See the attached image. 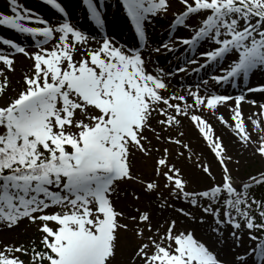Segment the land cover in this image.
<instances>
[{
	"label": "snow or ice",
	"instance_id": "snow-or-ice-1",
	"mask_svg": "<svg viewBox=\"0 0 264 264\" xmlns=\"http://www.w3.org/2000/svg\"><path fill=\"white\" fill-rule=\"evenodd\" d=\"M41 3L59 19L46 20L18 0H7L10 14L0 12V26L36 49L0 38V228L34 224L43 250L35 241L31 249L5 246L0 264H25L15 253L30 256L29 264H264V195H255L264 188V103L248 100V93L264 95V83L249 86L251 75L264 73V0H179L167 40L157 46L147 28L167 19L172 0H118L134 30L133 45L107 34L104 0H81L95 35L72 21L59 0ZM16 54L31 64L21 89L8 98L16 91L8 76ZM157 55H170V66L154 64ZM181 74L199 79L174 91ZM228 88L239 94H225ZM245 101L258 108L257 118H247L251 131ZM219 106L231 109L230 120L216 118L241 155L259 160L256 174L243 177L239 167H229L240 161L204 116L216 115ZM185 121L212 161L182 139ZM153 140L179 150L157 149ZM137 159L153 161L150 177L134 173ZM187 162L209 181L204 187H190ZM129 196L147 207L133 204L135 215L118 211L114 200ZM153 204L163 220H154ZM52 208L58 210L47 211ZM205 228L206 239H197L196 230ZM129 232L137 243L125 261L118 255L122 233L127 241ZM224 247L231 254L222 260Z\"/></svg>",
	"mask_w": 264,
	"mask_h": 264
},
{
	"label": "bare ground",
	"instance_id": "bare-ground-1",
	"mask_svg": "<svg viewBox=\"0 0 264 264\" xmlns=\"http://www.w3.org/2000/svg\"><path fill=\"white\" fill-rule=\"evenodd\" d=\"M18 2L22 4L24 7L31 9L32 11L35 10L39 13L41 11L42 12V14L40 13L41 16L46 20L52 21L59 19V17L57 16L54 10L49 11L48 9H46L47 7L43 6L44 4L41 3V0H18ZM59 2H61L62 5L66 8L70 16V19L75 23H77L78 26L82 28L86 33H90L93 35L97 33V29L94 27V25L91 22L88 21L86 9L81 6V0H59ZM94 2L99 4V0H94ZM6 8H8L7 0H0V12L5 14H10L3 11ZM109 17H112V19H109ZM102 19L105 22L106 32L108 35L115 37V39L122 44L133 45L134 37L131 34V29L127 27V18L125 14H122L121 10L119 9L118 0H104V13L102 15ZM169 25L170 24H168L165 19L163 20L158 18L155 19V21L148 26L147 33L150 36L151 44L153 46H157L158 42L167 40V29ZM187 33H188L187 31H179L176 34H181L186 36ZM0 38H7L13 40L14 42L21 43V45L26 47V50H28L29 52L36 50V49L34 50L33 47H29L30 44L29 38H26L25 36L18 34L14 30L8 29L5 26H0ZM93 46H95L94 43ZM206 47L207 46H205V48ZM201 50H204V48H202ZM177 55H179V53H177ZM170 59H171L170 55L168 57L157 55L153 63L155 64L156 61H158L160 66L169 67ZM14 60H15V71L12 72L11 76L19 77L28 70L31 61L23 57L22 54H16ZM149 70L150 71L152 70V66L149 67ZM198 79L199 77L195 75L183 76L181 74V76H178L175 80H173L174 91H178V92L186 91L187 85L193 84ZM262 80H264V78L261 75V72H257L256 74L250 76V83L253 84L258 83L259 81ZM178 81L180 82L178 83ZM227 90H229V88ZM235 90L238 93L240 91L239 88ZM220 91H224V89H220ZM253 99L256 100L257 102L258 101L263 102L260 93L248 96V100H253ZM228 103L234 106L233 101H229ZM257 111L258 108L256 106L248 103L247 101L242 102V114L246 119V123L248 124L250 131L252 130V125H251V121L248 120L247 118L249 116H252L253 119L257 118L255 115H253L257 113ZM205 114H208L210 116V117L207 116L206 118L209 119V122L212 124L216 135L223 137V141L228 149V153L233 157H235L237 153L242 152L240 145H238L237 143H233L235 137L233 136L232 132L229 129H227L223 124H221L219 120L216 118L217 115H223L226 120H230L231 109L229 107L219 106L216 110V115H213L211 112H205ZM188 137L195 141L192 144V147L196 150L197 155L202 154L207 161L213 160L211 154L208 151V148L205 146L204 143L200 142V140L196 139L190 133L188 134ZM193 160H195V156ZM234 164L235 162L233 161L232 163H230V166L233 167ZM186 166L187 165H185V167ZM191 166H189L190 179L193 182L191 186L197 187L201 184L202 185L205 184L207 182L206 179L202 178L194 168L191 169ZM212 171L214 172L215 175L220 174V170H218L214 164L212 167ZM185 176L188 179L186 172H185ZM206 232L207 229L205 228V229H197L195 233L206 236ZM219 253H221L223 256L226 255V258L227 257L229 258L231 254V250L227 247H224L220 249Z\"/></svg>",
	"mask_w": 264,
	"mask_h": 264
},
{
	"label": "rangeland",
	"instance_id": "rangeland-1",
	"mask_svg": "<svg viewBox=\"0 0 264 264\" xmlns=\"http://www.w3.org/2000/svg\"><path fill=\"white\" fill-rule=\"evenodd\" d=\"M172 4H173V7L169 10V12L167 14V19H165L168 24L171 23V21L174 18V14L178 11L179 0H172ZM179 7H182V6H179ZM119 9L121 10L120 6H119ZM159 19H163V18H159ZM190 23L195 24L196 21H190ZM187 34H186V36H187ZM176 35L181 36V34H176ZM164 41H166V40H163L162 42H164ZM160 43L161 42H158V45ZM34 50H35V48H34ZM3 67L4 66H3L2 62H0V68H3ZM11 74H12V72L8 73V76L10 78V87H11V89H15L16 91L15 92L8 91V93H7V97L8 98L14 96L16 94V92H18L21 89V87H22V77L24 75V73H23L19 77H16V76L12 77ZM261 75L264 78V74L261 73ZM261 83H264V80L259 81L258 83H256V84L254 83V85H249V86L250 87H255V86L260 85ZM220 92L224 93L225 90L224 91H220ZM225 94L236 95V94H239V93L235 89L229 88V90H227V93H225ZM249 95H253V93H250V94L248 93V96ZM261 98H262L263 102L258 101L257 103H264V95H261ZM4 102H5L4 100H0V104H3ZM257 113H258V111H257ZM204 116L206 118L209 115L204 113ZM207 120L209 121V119H207ZM183 130L185 131L186 135L182 139H185L186 141L191 140L192 144H193L195 141L188 137V134L190 133L196 139L200 140V142L204 143L202 138H199L198 133L194 129L189 127V122L188 121H185V126H184ZM149 135H151V134H149ZM174 135H176V133H174ZM153 144L155 145V147L157 149H161V150L165 146H168V147H171L173 149L179 150L177 148V146H175V145H167L165 143H162V142H159V141H156V140H153ZM208 151L211 154V157L213 159L214 158L213 154L211 153V151L209 149H208ZM185 152H186V150H185ZM159 155H160L159 152H154V158H159ZM235 157H236V159H239L240 165L237 166L236 164H234V166L232 168L235 169V168L239 167V175H241L243 177H247L250 174H256L257 171L261 167L259 160H257L254 157H252L250 152H244L242 155H241V152H239V153H237V155ZM152 164H153L152 160H149V161H147V163H145L144 161H141L140 159H137L136 167L133 169V171H134V173L143 174L145 176V178H148V177L151 176ZM185 165H187V166L185 167ZM191 165H192L191 162H187L184 165H182L184 167L185 172L187 173L188 179H190L189 166H191ZM178 166H180V165H178ZM229 167H231L230 164H229ZM216 168L218 170H220L217 166H216ZM191 169H193L192 166H191ZM213 174H214V172H213ZM234 175H236L235 172H234ZM215 176L217 178V181H219L220 174L215 175ZM185 178H186V176H185ZM206 181H207L206 183L209 182L208 180H206ZM205 184H203V185L201 184V185H199L197 187H192V186H190V187L191 188L204 187ZM131 187H134L137 192L140 191L139 185L132 184ZM255 195L259 199L262 195H264V188H260L258 190L255 189ZM133 204H135L137 207H139L143 211L147 207L148 202L143 200V199H141V201H139V202H135V201L132 200L131 196H129L127 199H125L124 197H121L120 199L114 200V205H115L116 209L118 211H123V212H125L126 214H129V215H135L136 214L135 213V208L133 207ZM152 208H153L154 220L157 217H159L161 220H163V217L160 216V214L155 211V208H156L155 204L152 205ZM57 210L58 209H56V208H52V209H49L47 211L54 212V211H57ZM167 215H169V213H167V212L164 213V216H167ZM125 222L131 223L130 221H125ZM195 236H196L197 239H202V240L206 239V236L201 235V234L199 235V234L195 233ZM121 239H122V244H123V252H122V255H118V258L119 259H123V260L126 261L129 258L130 254L132 253L133 246L137 243V241L133 238L132 233H130V232L127 233V241H125L124 233H122ZM39 240H40V233L37 231L36 226L34 224H31V223L27 222V221L21 223L19 227H16V228H14L12 230H8L7 228H0V249L4 248L5 246H20V245H24L25 247L31 249L32 241H35L36 245L38 246V248L41 247V249H42V245L39 244ZM245 243L247 244V237H245ZM15 255L19 256L20 259H22L25 262V264H29L30 256L23 255L21 253H15ZM219 257L222 260L228 258V257L226 258V255L223 256L221 253H219Z\"/></svg>",
	"mask_w": 264,
	"mask_h": 264
},
{
	"label": "trees",
	"instance_id": "trees-1",
	"mask_svg": "<svg viewBox=\"0 0 264 264\" xmlns=\"http://www.w3.org/2000/svg\"><path fill=\"white\" fill-rule=\"evenodd\" d=\"M39 250H41V249H39Z\"/></svg>",
	"mask_w": 264,
	"mask_h": 264
}]
</instances>
